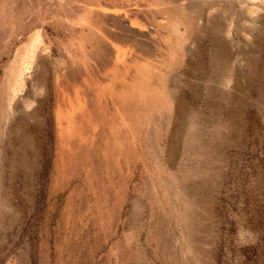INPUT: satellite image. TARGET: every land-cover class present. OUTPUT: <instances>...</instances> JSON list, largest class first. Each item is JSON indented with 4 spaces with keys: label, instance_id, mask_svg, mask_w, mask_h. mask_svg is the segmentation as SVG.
I'll use <instances>...</instances> for the list:
<instances>
[{
    "label": "rangeland",
    "instance_id": "obj_1",
    "mask_svg": "<svg viewBox=\"0 0 264 264\" xmlns=\"http://www.w3.org/2000/svg\"><path fill=\"white\" fill-rule=\"evenodd\" d=\"M0 264H264V0H0Z\"/></svg>",
    "mask_w": 264,
    "mask_h": 264
},
{
    "label": "trees",
    "instance_id": "obj_2",
    "mask_svg": "<svg viewBox=\"0 0 264 264\" xmlns=\"http://www.w3.org/2000/svg\"><path fill=\"white\" fill-rule=\"evenodd\" d=\"M142 81H143V78H142ZM141 81V82H142ZM140 82L137 80L135 83H134V85H132V89H130V90H127V91H125V93L123 94V96L124 97H128V96H125V95H129V97L128 98H131V99H133V97H134V95H135V92H136V89H138V84H139ZM125 101H122V107H124V110H126L125 108V104L126 103H124ZM133 105V104H132ZM135 113V112H134ZM137 114L135 113V116H136ZM127 117L129 118V116L127 115ZM138 117V116H137ZM138 122H139V117H138ZM140 123V122H139Z\"/></svg>",
    "mask_w": 264,
    "mask_h": 264
}]
</instances>
